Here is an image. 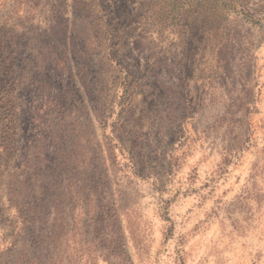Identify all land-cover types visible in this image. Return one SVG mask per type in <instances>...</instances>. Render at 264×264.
I'll return each mask as SVG.
<instances>
[{
    "label": "rangeland",
    "instance_id": "374dc122",
    "mask_svg": "<svg viewBox=\"0 0 264 264\" xmlns=\"http://www.w3.org/2000/svg\"><path fill=\"white\" fill-rule=\"evenodd\" d=\"M0 264H264V0H0Z\"/></svg>",
    "mask_w": 264,
    "mask_h": 264
}]
</instances>
